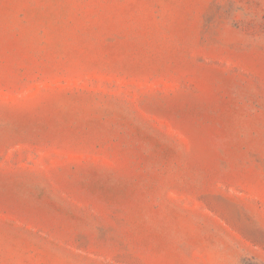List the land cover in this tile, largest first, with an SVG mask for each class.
I'll use <instances>...</instances> for the list:
<instances>
[{
  "label": "rangeland",
  "instance_id": "obj_1",
  "mask_svg": "<svg viewBox=\"0 0 264 264\" xmlns=\"http://www.w3.org/2000/svg\"><path fill=\"white\" fill-rule=\"evenodd\" d=\"M0 264H264V0H0Z\"/></svg>",
  "mask_w": 264,
  "mask_h": 264
}]
</instances>
